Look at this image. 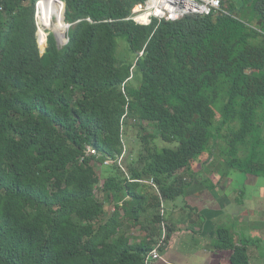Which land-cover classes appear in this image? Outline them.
<instances>
[{
  "label": "trees",
  "instance_id": "obj_1",
  "mask_svg": "<svg viewBox=\"0 0 264 264\" xmlns=\"http://www.w3.org/2000/svg\"><path fill=\"white\" fill-rule=\"evenodd\" d=\"M38 1L0 0V264H148L205 153L207 174L218 153L264 175V0L150 25L129 19L144 0H65L69 41L51 33L44 54ZM215 234L249 263L231 228Z\"/></svg>",
  "mask_w": 264,
  "mask_h": 264
},
{
  "label": "crops",
  "instance_id": "obj_2",
  "mask_svg": "<svg viewBox=\"0 0 264 264\" xmlns=\"http://www.w3.org/2000/svg\"><path fill=\"white\" fill-rule=\"evenodd\" d=\"M204 156L187 175L186 193L165 203L172 234L162 259L153 264H231L215 246L221 225L232 229L238 244H248V264H264V175L228 167L223 157L207 174Z\"/></svg>",
  "mask_w": 264,
  "mask_h": 264
},
{
  "label": "built area",
  "instance_id": "obj_3",
  "mask_svg": "<svg viewBox=\"0 0 264 264\" xmlns=\"http://www.w3.org/2000/svg\"><path fill=\"white\" fill-rule=\"evenodd\" d=\"M49 1L54 0H39L37 3L36 9V21L38 27V42L40 45L41 52L44 54L47 47L49 37L51 35L50 30L54 32V35L58 40L57 29L54 28V23L57 22V16L55 14H50L48 17L46 16V9L45 4ZM59 2L62 8V14L64 16L66 11V3L65 0H56ZM227 0H144L138 2L133 10L129 19L134 20L136 23L140 25H150L154 19L158 21L166 20H177L181 17H184L187 14H194V15H210L213 13H217L224 10V4ZM89 20H91L89 18ZM66 31L68 33L71 24L67 23L64 20ZM66 34V33H65ZM69 41L66 35H64L63 41H60L62 45L66 44ZM43 46L44 49H43ZM130 119L127 117V112L123 116V122L129 121ZM87 154L98 156L100 155L99 152L93 148L92 146H87ZM123 156L118 157L117 159L109 158L105 161V164H112V163H119L122 165ZM142 182H146L154 186L157 191H159V186L156 183L154 178L149 180H143ZM164 206V202H162ZM162 213H165V209L163 207ZM164 225V235L163 239L167 236V228ZM162 243V241H161ZM159 243L150 253L149 257L154 259L162 258L159 247L161 245Z\"/></svg>",
  "mask_w": 264,
  "mask_h": 264
},
{
  "label": "rangeland",
  "instance_id": "obj_4",
  "mask_svg": "<svg viewBox=\"0 0 264 264\" xmlns=\"http://www.w3.org/2000/svg\"><path fill=\"white\" fill-rule=\"evenodd\" d=\"M226 2L228 4L229 0H227ZM51 32L54 34V32L50 30V33ZM58 40H59V38H58ZM59 42H60V40H59ZM59 42H58L59 46H62V44L59 43ZM257 122H258V126L256 127L255 132H254L255 135L253 136V138L251 140L252 146H257V148L252 150V155L256 156L259 159H263L264 160V106H263L262 111L258 114ZM256 140L258 141L257 143H256ZM132 143L133 144L128 145V148H129V150L130 149L136 150V154H137L139 149H140V144L136 143L135 141H132ZM204 155L205 156L207 155V159H205L202 163H204L210 157V154L208 152L205 153ZM218 158L219 157H216V160H213L214 164L217 163ZM199 163L200 162H198V164ZM209 182H212V181L209 180ZM249 202H251V200H249ZM162 231H164V225H162Z\"/></svg>",
  "mask_w": 264,
  "mask_h": 264
},
{
  "label": "bare ground",
  "instance_id": "obj_5",
  "mask_svg": "<svg viewBox=\"0 0 264 264\" xmlns=\"http://www.w3.org/2000/svg\"><path fill=\"white\" fill-rule=\"evenodd\" d=\"M46 16L50 14H55L57 16V22L54 23V28L57 29L58 38L63 41L64 35L66 33V26L63 19L62 8L56 0L49 1L45 4ZM58 26V27H57ZM64 32V33H63ZM156 260V259H155Z\"/></svg>",
  "mask_w": 264,
  "mask_h": 264
},
{
  "label": "water",
  "instance_id": "obj_6",
  "mask_svg": "<svg viewBox=\"0 0 264 264\" xmlns=\"http://www.w3.org/2000/svg\"><path fill=\"white\" fill-rule=\"evenodd\" d=\"M63 19L65 20V14H64V16H63ZM66 36H67V31H66V34H65ZM67 38H68V36H67ZM156 260L154 259V258H152V257H149V259H148V264H152V262H155Z\"/></svg>",
  "mask_w": 264,
  "mask_h": 264
}]
</instances>
